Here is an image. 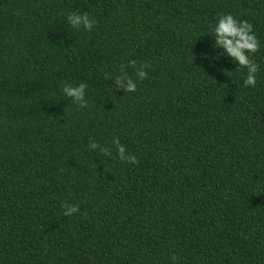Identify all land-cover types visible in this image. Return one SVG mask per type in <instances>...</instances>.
I'll list each match as a JSON object with an SVG mask.
<instances>
[{"label": "trees", "instance_id": "16d2710c", "mask_svg": "<svg viewBox=\"0 0 264 264\" xmlns=\"http://www.w3.org/2000/svg\"><path fill=\"white\" fill-rule=\"evenodd\" d=\"M70 12L98 24L73 28ZM222 13L260 40L254 88L214 47ZM131 60L149 67L124 69L126 93ZM65 82L88 85L86 108ZM65 201L80 211L64 216ZM173 254L264 264V0H0V264Z\"/></svg>", "mask_w": 264, "mask_h": 264}, {"label": "clouds", "instance_id": "9594fccd", "mask_svg": "<svg viewBox=\"0 0 264 264\" xmlns=\"http://www.w3.org/2000/svg\"><path fill=\"white\" fill-rule=\"evenodd\" d=\"M67 18L69 24L77 29L83 27L84 29L91 31L93 26L98 24V21L94 20L87 12L83 14L70 12ZM211 31L215 40L214 47L223 48L227 55L238 63L239 67L237 69H247L244 86H251L254 88L257 83L256 75L259 71V65L251 58V56L260 51V40L254 33L253 24L247 20H237L232 14L222 13ZM127 67L135 69L136 77L140 80H144L147 79V72L145 69L148 68L149 65L147 63H142L137 66V61L131 60L127 64H122L120 66V72L123 74L116 78V86L118 89H122L126 93H131L136 91V82L124 71ZM87 87L88 85L84 82H81L78 85L65 82L62 91L65 96L71 98L74 103L80 106V108H86L88 106L85 98ZM113 144L116 146L120 161L132 164L139 163L135 155L126 154V148L120 143L118 137L114 138ZM88 147L93 150L99 149L106 156L112 155L108 147L101 146L94 140L89 143ZM61 206L64 208V216H71L80 211L78 206L69 204L67 201L63 202ZM171 259L173 264H175L178 257L173 254Z\"/></svg>", "mask_w": 264, "mask_h": 264}]
</instances>
